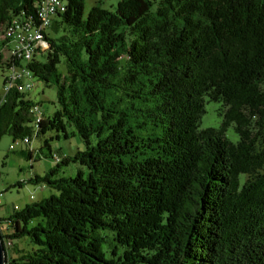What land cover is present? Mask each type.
Instances as JSON below:
<instances>
[{"label": "trees", "instance_id": "16d2710c", "mask_svg": "<svg viewBox=\"0 0 264 264\" xmlns=\"http://www.w3.org/2000/svg\"><path fill=\"white\" fill-rule=\"evenodd\" d=\"M38 1L0 0V21ZM65 2L28 64L58 109L35 125L16 86L0 140L74 128L85 149L57 159L44 140L79 170L35 176L57 193L0 217L7 264H264V0ZM208 100L217 129H200Z\"/></svg>", "mask_w": 264, "mask_h": 264}, {"label": "rangeland", "instance_id": "374dc122", "mask_svg": "<svg viewBox=\"0 0 264 264\" xmlns=\"http://www.w3.org/2000/svg\"><path fill=\"white\" fill-rule=\"evenodd\" d=\"M119 0H103L102 6L108 9H113ZM85 12L87 13L94 4H99V0H85ZM56 19L58 17L54 16ZM3 70L0 69V96H3ZM55 87H46L44 83L34 79L32 88L26 89V92L38 102H42L43 109L47 117H53L54 112L58 109L57 92ZM205 112L202 116L200 129L209 127L219 128L222 125L224 106L221 102L208 100L205 103ZM74 128H69L70 135L68 138L60 132L59 137L57 132L49 130L46 134L35 137L29 142H25L21 138L12 139L11 135L5 134L0 140V215L5 214V207H24L31 202H37L41 199L56 194L48 183L43 181L35 182L32 180L35 176H44L46 173L56 169L53 178L65 176V178L76 176L79 170L77 163L71 162L68 165H59L51 157H45L48 154L49 148L44 146V140L47 139L51 145L53 154L64 157L72 155L77 149L84 150L85 144L78 133L71 134ZM226 136L230 141L236 142L239 140L238 134L232 126H228L225 131ZM19 144L15 150L9 147L11 144ZM31 144L38 151L42 147L43 153H39L37 158L36 153L33 154V159L29 160L21 154V148L30 147ZM19 248L25 249L29 246L26 241L19 243ZM14 247V246H13ZM13 248L9 251L13 253Z\"/></svg>", "mask_w": 264, "mask_h": 264}, {"label": "built area", "instance_id": "2783aa9c", "mask_svg": "<svg viewBox=\"0 0 264 264\" xmlns=\"http://www.w3.org/2000/svg\"><path fill=\"white\" fill-rule=\"evenodd\" d=\"M64 1L39 0L36 4L40 24L39 37L47 39V45L44 49L36 47L39 37L31 36V26L26 22V11H23L21 15L12 21H0V69L4 72L3 96H0V105L6 101L7 94L11 93L12 86H20V93L27 94L28 83L30 80L36 79L33 75L34 72H30L27 65L28 54L36 53L37 58L49 48L50 42L47 38V32L54 23L55 13L61 14ZM39 108L40 115H45L42 102H40ZM31 110L32 108H30V112ZM34 119L36 118L32 120ZM21 139L25 140V137H21ZM18 146L19 144L12 143L9 148L15 150ZM58 158H61V156H58ZM16 209H19V206L13 207V210ZM4 244L10 246L11 240H4Z\"/></svg>", "mask_w": 264, "mask_h": 264}, {"label": "bare ground", "instance_id": "6f19581e", "mask_svg": "<svg viewBox=\"0 0 264 264\" xmlns=\"http://www.w3.org/2000/svg\"><path fill=\"white\" fill-rule=\"evenodd\" d=\"M66 9H67L66 8V2L64 1L62 4V7H61V13H63ZM55 15H57V14L55 13ZM26 22L29 23V25L31 26V30H30L31 36L32 37H39L40 24H39L38 15H37V17L36 16L35 17L26 16ZM46 45H47V42H46L45 38L39 37L37 39V45H36L37 48L41 49ZM35 55H36V53H29L28 54L27 65L32 62V60L35 58ZM29 71L32 72V70L30 68H29ZM33 84H34V79L30 80V82L27 85V89L32 88ZM15 87L16 86H12L11 90ZM31 108H32L31 111L34 113L35 118H36L34 120V124L37 125L38 123L41 122V119H43V115H40V108H39L38 103L33 104ZM25 142H29V137H25ZM57 159H59V158L57 157Z\"/></svg>", "mask_w": 264, "mask_h": 264}, {"label": "water", "instance_id": "95a60500", "mask_svg": "<svg viewBox=\"0 0 264 264\" xmlns=\"http://www.w3.org/2000/svg\"><path fill=\"white\" fill-rule=\"evenodd\" d=\"M1 232H0V264H7V249L5 247L4 241L1 238Z\"/></svg>", "mask_w": 264, "mask_h": 264}, {"label": "crops", "instance_id": "0c3cea01", "mask_svg": "<svg viewBox=\"0 0 264 264\" xmlns=\"http://www.w3.org/2000/svg\"><path fill=\"white\" fill-rule=\"evenodd\" d=\"M13 139V138H12ZM26 148H21V150L22 151H24V152H26L27 150H25ZM2 201H0V206H2ZM5 214H3V215H0V217H7V216H9L12 212H13V208L12 207H5Z\"/></svg>", "mask_w": 264, "mask_h": 264}]
</instances>
